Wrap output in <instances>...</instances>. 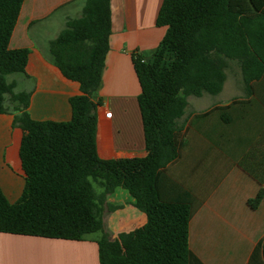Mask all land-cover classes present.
<instances>
[{
  "label": "trees",
  "instance_id": "trees-1",
  "mask_svg": "<svg viewBox=\"0 0 264 264\" xmlns=\"http://www.w3.org/2000/svg\"><path fill=\"white\" fill-rule=\"evenodd\" d=\"M25 0H0V115L15 95L7 77L25 72L30 51L9 45ZM158 27L166 34L151 60L134 55L147 157L102 160L97 154V104L112 34L111 0H87L79 19L49 44L63 76L80 85L69 122L16 123L24 131L21 161L26 184L11 204L0 188V234L83 241L100 234V264H201L189 247V228L201 203L165 172L180 157L178 122L187 98L223 90L229 62L240 68L247 95L264 81V0H163ZM225 110V109H222ZM94 184L102 192L97 193ZM126 190L147 223L112 237L104 228L106 198ZM261 189L249 201L257 210ZM109 211L114 208L109 207ZM249 264H264V241Z\"/></svg>",
  "mask_w": 264,
  "mask_h": 264
},
{
  "label": "crops",
  "instance_id": "crops-1",
  "mask_svg": "<svg viewBox=\"0 0 264 264\" xmlns=\"http://www.w3.org/2000/svg\"><path fill=\"white\" fill-rule=\"evenodd\" d=\"M86 1H24L9 47L28 49L29 59L25 72L11 81L9 75L7 82L16 84L15 95L28 97L21 103L7 95V112L0 115V188L11 204L21 199L26 184L20 156L24 131L17 118L27 113L34 121L69 122L70 99L82 94L80 85L53 64L49 44L68 20L81 18ZM162 3L111 0L110 50L94 98L97 154L102 160L147 157L133 57L150 60L163 40L166 28L156 24ZM227 70L220 94L187 98L178 122L180 157L165 169L201 203L189 228V247L201 264H249L264 241V198L257 210L249 206L264 191V81L258 94L247 95L243 78L233 88ZM107 112L111 118H104ZM104 209V228L112 237L147 223L124 189L108 195ZM99 238L67 241L0 234V264H100Z\"/></svg>",
  "mask_w": 264,
  "mask_h": 264
},
{
  "label": "rangeland",
  "instance_id": "rangeland-1",
  "mask_svg": "<svg viewBox=\"0 0 264 264\" xmlns=\"http://www.w3.org/2000/svg\"><path fill=\"white\" fill-rule=\"evenodd\" d=\"M153 55L151 56L150 60L152 59ZM227 74H228V79H229V83L231 84V86L233 88L238 87L240 84V82H242V76L240 73V69L238 68L237 64L235 62H229V66H228V70H227ZM18 77H20L19 74H14L8 77V80L11 81L12 79H17ZM96 191L99 192V188L96 184H94ZM97 237H100V234H91L88 237H86L88 240L90 239H95Z\"/></svg>",
  "mask_w": 264,
  "mask_h": 264
},
{
  "label": "built area",
  "instance_id": "built-area-1",
  "mask_svg": "<svg viewBox=\"0 0 264 264\" xmlns=\"http://www.w3.org/2000/svg\"><path fill=\"white\" fill-rule=\"evenodd\" d=\"M112 117V113L111 112H107L104 115V118H111Z\"/></svg>",
  "mask_w": 264,
  "mask_h": 264
}]
</instances>
